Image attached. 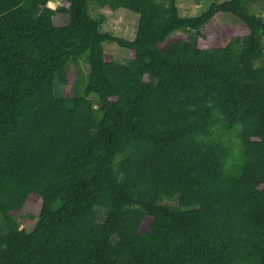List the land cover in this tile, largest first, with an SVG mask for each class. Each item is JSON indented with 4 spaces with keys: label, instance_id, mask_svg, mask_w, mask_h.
<instances>
[{
    "label": "trees",
    "instance_id": "trees-1",
    "mask_svg": "<svg viewBox=\"0 0 264 264\" xmlns=\"http://www.w3.org/2000/svg\"><path fill=\"white\" fill-rule=\"evenodd\" d=\"M61 1L0 0V264H264L262 0L197 17L95 0L139 16L133 41L103 32L89 0ZM220 15L242 25L224 46L203 32Z\"/></svg>",
    "mask_w": 264,
    "mask_h": 264
},
{
    "label": "rangeland",
    "instance_id": "rangeland-1",
    "mask_svg": "<svg viewBox=\"0 0 264 264\" xmlns=\"http://www.w3.org/2000/svg\"><path fill=\"white\" fill-rule=\"evenodd\" d=\"M213 0H178V8L182 17H197L205 12L211 5ZM227 1V0H221ZM50 3L52 9L61 7V0H51ZM263 3L262 0L256 6L252 8V11L257 15L264 18L263 12ZM90 12L93 18L98 21H102V31L108 32L113 36L125 38L127 40L133 41L136 37L137 25L139 16L137 14L131 13L128 10L121 9L114 13H107L102 10L95 0H89ZM55 24L65 25L68 23V18L66 15H57L54 18ZM235 28H242V25L236 19L220 15L211 21L203 30L205 34H215L217 37V44L224 46L231 38ZM176 35H183L184 37L191 36V33L180 31ZM105 51L107 54L111 55L112 59L119 63H127L131 59V54L129 50L119 47L114 43H106L104 45ZM260 65V64H259ZM85 75L89 72V66L85 61L80 62ZM67 70L71 74L77 73V65L75 63H70L67 67ZM55 94L59 98L73 97L74 89L72 86L62 85L56 83ZM96 103V108L99 105L97 98H94ZM28 205V204H27ZM42 207L41 200H36L29 204L26 211L22 214L16 216V220L20 223L22 229H29L35 225L38 213Z\"/></svg>",
    "mask_w": 264,
    "mask_h": 264
},
{
    "label": "built area",
    "instance_id": "built-area-1",
    "mask_svg": "<svg viewBox=\"0 0 264 264\" xmlns=\"http://www.w3.org/2000/svg\"><path fill=\"white\" fill-rule=\"evenodd\" d=\"M50 3H52V2H51V0H49V3H48V6L51 8V5H50Z\"/></svg>",
    "mask_w": 264,
    "mask_h": 264
}]
</instances>
